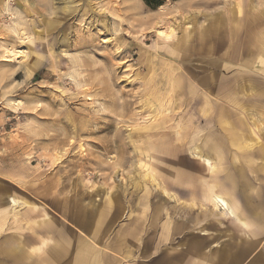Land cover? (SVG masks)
Instances as JSON below:
<instances>
[{
  "label": "rangeland",
  "instance_id": "374dc122",
  "mask_svg": "<svg viewBox=\"0 0 264 264\" xmlns=\"http://www.w3.org/2000/svg\"><path fill=\"white\" fill-rule=\"evenodd\" d=\"M159 30L173 35L165 41ZM21 47L29 49L23 62L4 57V48ZM0 55V215L7 214L0 264H42L29 250L46 235L41 226L68 237L61 263L81 259L79 236L61 217L111 249L132 230L130 258L106 264L177 260L202 228L210 235L199 257L215 264L264 257L263 232L236 263L219 259L250 245L248 232L175 208L142 178L152 173L189 201L192 187L213 183L189 154L198 148L214 159L211 176L247 185L234 195L246 217L256 223L253 204L264 218V0H0ZM249 120L260 148L245 147L254 133L249 124L242 129ZM227 167L225 177L219 172ZM8 196L27 205L17 219ZM182 221L192 229L165 234ZM19 242L21 260L9 254ZM146 243L154 249L143 258Z\"/></svg>",
  "mask_w": 264,
  "mask_h": 264
},
{
  "label": "bare ground",
  "instance_id": "6f19581e",
  "mask_svg": "<svg viewBox=\"0 0 264 264\" xmlns=\"http://www.w3.org/2000/svg\"><path fill=\"white\" fill-rule=\"evenodd\" d=\"M25 32L21 29L18 31L17 35L20 37L21 41H25L28 39V36ZM156 33H157L158 38H161L165 41L170 39L173 35L172 30H170L168 32L159 30ZM28 50L29 49L27 47H21L20 49L4 48L3 54H4V57H6V58L15 59L14 60L15 62H17L18 60L20 62L21 61L23 62L27 58V54L29 52ZM249 86H251V85H249ZM231 92H232V90H231ZM238 95H240V94L238 93ZM243 98L244 97H242V99ZM16 105H18V106L21 105V102H17ZM252 127L254 128V125H252ZM80 149H82L81 146H80ZM189 154L193 160H195L199 164H201V166L204 169V172L207 175L213 173L214 165L212 164L209 157H206L205 155H203L202 152L198 148L191 149L189 151ZM142 178L143 179L148 178L153 183H155L157 185L158 189L160 190L162 196L164 198H166V200H169L170 202L176 203L177 205H181V206L187 205L189 207H192L194 210H202V209L205 210L206 209V207L203 204L197 205L194 201L185 202V201L179 199L176 196V194L169 192L163 185L157 183V180L155 179V177L153 176L152 173L146 172V174H144ZM151 181H149V183H151ZM206 196L207 197H205V199L203 198V200L206 202L207 209L209 210V212L211 214H214L215 217L218 216V217H222V218H225L228 220H233L235 218V213L231 209L229 202L227 201L226 197L221 193V191L217 190L216 186L208 185ZM7 203H8V207H9L8 210H10L11 215H13V217L15 219H17V215H18L19 210L23 209L27 206L23 201L15 198L13 196H8ZM0 212H1V209H0ZM44 214H45V217L49 219V217H48L49 214L47 212H44ZM6 215L7 214L3 213V211H2V214L0 215V231L4 228ZM110 216H111V218H114V216H112V214ZM61 219L69 227L71 232H72V230H75L74 233L78 234L79 239H80L79 242L81 243L80 245L84 250V256H79V257H81V259L75 258V260L76 259H79V260L73 261L74 264H84V258L89 262V264H106L104 260H106L108 258H111V260L114 261V250L113 249L109 248L107 245L100 244L96 240H93V238L90 237V235H88L84 230H82L80 227L76 226L74 221L66 220V219H63L62 217H61ZM44 223L43 224L46 227H48V230H49V226L52 224V220L46 221ZM245 224H246L245 222H242V226H245ZM39 228L42 231V233H46V235L45 236H42V235L38 236L39 242L37 243V245L30 247V249H29L30 254L32 256H34L35 253L38 254V257H39L38 259H39L40 263H42V264H50L51 262H53V264H66L64 262L63 263H61V262L64 259V256H65L66 251H67V245L69 244L68 237H65L63 234L60 233V234H58V238H54L53 236H49L50 231L45 232V227L42 228V226H41V227H38V229ZM200 235L202 237H208L210 235V232L207 230H200ZM21 246L23 247V245L19 242L17 244V246H14L12 248L13 252L9 251V254L12 258L21 260V258H22L21 257V255H22V253H21L22 247ZM197 246L201 247L202 245L200 242H198ZM197 246H195V248H197ZM122 252H123V250H122ZM7 254H8V252H7ZM120 260H123V259H120ZM170 260H172V259H170ZM168 262H169V260H168ZM175 263L176 262H174V264Z\"/></svg>",
  "mask_w": 264,
  "mask_h": 264
},
{
  "label": "crops",
  "instance_id": "0c3cea01",
  "mask_svg": "<svg viewBox=\"0 0 264 264\" xmlns=\"http://www.w3.org/2000/svg\"><path fill=\"white\" fill-rule=\"evenodd\" d=\"M246 118L249 119V116H246ZM261 120L263 121V128H264V117H261ZM248 124H249V127L253 129L254 133L252 134L253 136L249 135L248 136L250 137V141L247 142L248 140L247 139H244L245 141V147L247 148H252L253 146H258V148H260L262 145V141L260 140L258 142V140L261 138V134H258V133H255V129L252 127V125H254V123L249 120L247 125L245 124L242 129L244 128H247L248 127ZM254 136L256 138H254ZM261 153H264V147H262V149L260 150ZM206 157H209L206 155ZM209 159L211 160L212 164H213V161L214 159H212L211 157H209ZM214 165V164H213ZM228 169V167L226 168ZM215 166H214V172L212 174H209L207 175L205 172V175H206V178L207 180H211L213 179V183H207V186L208 185H214L216 186L217 190L218 191H221V193L226 197L227 201L229 202V205L231 207V209L234 211L235 213V218L231 221H234L235 223L238 224V226L240 227V229L242 231L245 232V234L248 232V235H249V238H250V245H246L243 247V249L239 252H234V254H231L229 252H221L220 256L218 257L219 259H226V260H229L230 262H234L236 263L238 261V259L240 258V256H244L251 248L252 246H255L257 244V242L259 243L260 242V238L258 236H260L263 232H264V218H262L260 215H261V212L258 211L256 205H251V209L253 210L254 209V212L255 213V222L256 223H253L251 222L245 215L243 209H242V206L239 204V200L234 196L235 195V192H242L244 191L246 188H247V185L244 184V186L242 185L243 183L241 182V180H239V184H233L232 186L230 187H227L225 182H224V179L222 181H220V179L218 178V176L214 177V176H211L215 173ZM219 173H223L226 177V175H228L230 173L229 169L228 170H224L222 172H219ZM239 173H241V170H239ZM214 177V178H213ZM216 179V180H215ZM240 185V186H239ZM207 186L206 187H201L200 189L199 188H194L192 187L191 190H190V193H191V200L189 199V201H186V200H183L181 198V200L185 201V202H191V201H194L197 205H201L203 204L206 209L205 210H200L201 212H209V210L207 209V206H206V202L203 200V198L205 199L206 196V192H207ZM205 188V189H204ZM221 188V189H220ZM197 189H199V194L196 196L197 194ZM223 189V190H222ZM206 191V192H205ZM170 192V191H169ZM160 195L162 196L161 192H160ZM163 197V196H162ZM164 198V197H163ZM166 199V198H165ZM169 201V200H168ZM241 201V200H240ZM170 202V201H169ZM175 208L177 209H180V210H183L186 208L187 205H177L176 203H173L171 202ZM160 208V211L162 210V204L161 206L159 205ZM187 209H193L192 207H189L187 206ZM198 211V210H196ZM210 213V212H209ZM252 213V215H253ZM257 213V214H256ZM211 216H215L214 214H209ZM207 219V215H204L203 216V220ZM261 220L262 224L260 221L258 220ZM202 220V219H201ZM116 221V218H114V222ZM186 221V220H185ZM188 222V221H187ZM200 222V221H199ZM242 222H245V226H242ZM259 222V223H257ZM185 222L182 221V223H174L172 225L168 224L166 225V228L163 229L165 230V234H167V236L170 234V235H176V234H179L181 232H183L184 230H190L192 229V225H188L189 223L184 224ZM253 225H256L257 227H255L253 230H251L252 226ZM200 230H207L205 228H202ZM200 230H199V237L194 235V233H191L188 235V246L187 248H183L184 250H187L188 251V254L181 257V258H177L176 260V256L177 255H174V256H170V257H165L163 258V260L161 261V264H174V262H176L175 264H215V260L213 257L211 256H208V257H199L197 256L198 254L201 253V251L204 249V250H207V244L204 242L207 238H203L201 235H200ZM208 231V230H207ZM251 231V233H250ZM169 233V234H168ZM37 238L39 235H36ZM201 236V238H200ZM129 241H128V240ZM96 241L98 242H102L103 241V238L102 236H100V238L98 239H95ZM33 241H35V239H33ZM133 241V242H132ZM39 241H36V243H38ZM121 242V243H120ZM200 242L201 243V247L200 246H197V243ZM123 243V244H122ZM134 240H133V232L132 230L130 232H128L127 234H123V235H120L118 238L115 239L114 241V263L118 262L120 259H128L130 258V253H131V249L132 246H134ZM133 244V245H132ZM37 245V244H36ZM33 246V245H32ZM31 246V247H32ZM195 246H197V248H195ZM123 247V248H122ZM129 247V248H128ZM155 248L157 249L156 245H155ZM153 249H154V246L153 244H143L142 246V252L143 254L141 255L143 258H146V257H149L152 253H153ZM123 250V252H122ZM171 250H176V251H181L182 248L180 247H177V248H174V249H171ZM122 254H126V255H122ZM34 255V254H33ZM121 256V257H120ZM123 257V258H122ZM169 262H168V260ZM172 259V260H170ZM109 260V263L112 262L111 258H108L104 261H108ZM145 262L147 261H144L143 260V263L144 264ZM179 262V263H178ZM108 263V262H107ZM108 263V264H109ZM264 264V257H256L254 258L253 262H251V264Z\"/></svg>",
  "mask_w": 264,
  "mask_h": 264
}]
</instances>
